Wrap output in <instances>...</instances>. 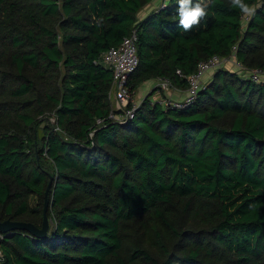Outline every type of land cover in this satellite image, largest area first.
I'll use <instances>...</instances> for the list:
<instances>
[{"label": "trees", "instance_id": "obj_1", "mask_svg": "<svg viewBox=\"0 0 264 264\" xmlns=\"http://www.w3.org/2000/svg\"><path fill=\"white\" fill-rule=\"evenodd\" d=\"M151 1L0 0V214L11 217L0 220L41 228L50 181L56 214L46 239L0 234V264H264V80L219 69L190 106L153 102L156 90L119 123L102 59L137 31L132 95L159 79L185 90L214 56L264 71V0H245L253 17L210 0L190 32L178 27L177 0L139 19ZM46 115L54 123L39 135ZM178 207L202 229L177 230ZM143 218L174 236L163 261L142 248L120 257L124 225Z\"/></svg>", "mask_w": 264, "mask_h": 264}, {"label": "rangeland", "instance_id": "obj_2", "mask_svg": "<svg viewBox=\"0 0 264 264\" xmlns=\"http://www.w3.org/2000/svg\"><path fill=\"white\" fill-rule=\"evenodd\" d=\"M229 68L232 71H235L239 74H242L246 78H249L250 74L256 70H259L258 68H247L243 65H239L237 58L235 56H232L231 58H228L227 61ZM227 64V63H225ZM248 66V65H247ZM230 70V71H231ZM216 70H211L209 71L204 80L203 84L206 86L209 84L214 76ZM264 80V77L262 78ZM143 85V84H142ZM142 85L136 90V92L132 95V100L129 103L130 106L133 107H140L144 101L145 98H148L153 91L160 90L161 92L163 90L160 89V81H156L155 83H147L145 89H142ZM154 86V90L151 92V87ZM184 90V89H183ZM164 93V91H163ZM171 93L179 94L176 91H171L168 95ZM186 96V94H185ZM169 97V96H168ZM171 98V97H170ZM158 99H161V101H165V98L162 97L159 94H155L151 101L157 102ZM165 107V105H164ZM113 108L115 109L114 111H119L121 109H124V105H119L118 103L113 102ZM118 118L119 123H123L126 120L123 117V114L119 112V115L116 114ZM49 115H46L44 117H40L42 120H40L39 127H38V132L39 135H42V129L47 123L53 124L54 120L52 118H48ZM48 118V120H47ZM234 120V115H229L226 119H224L221 122V125L224 124V126L229 127ZM43 166H45L47 169H53V166L50 164L49 160L46 158H42L40 161ZM74 203H85L81 198H77L73 201ZM28 203L30 208L35 209L37 211L42 212L43 208V202L35 197L32 196L28 199ZM0 213H3V210H0ZM1 215V214H0ZM1 218H11L7 217L6 215H1ZM29 216H24L20 220H26L28 219ZM170 222L173 224V226L179 230H201L202 226L197 225L195 223L193 217L187 213L184 212L183 207H178L175 208L172 213L169 215ZM39 218V217H38ZM50 218H51V228L55 225V218L56 214L53 213L52 210H50ZM123 235V242H124V248L123 251L120 253V257L124 260H128L129 256L131 253L138 248L145 249L149 251L152 256H154L156 259L163 261L166 259V251H172V246L171 243L174 241V236L169 228H167L165 225L162 224L160 220L154 219V218H143L137 223H131V224H126L123 227L122 231ZM203 258L205 259V256L203 255ZM111 264H118L117 260H111ZM129 264V263H127ZM213 264H218L217 262H213Z\"/></svg>", "mask_w": 264, "mask_h": 264}, {"label": "built area", "instance_id": "obj_3", "mask_svg": "<svg viewBox=\"0 0 264 264\" xmlns=\"http://www.w3.org/2000/svg\"><path fill=\"white\" fill-rule=\"evenodd\" d=\"M168 1V0H167ZM164 7L162 6L161 9ZM247 20V18H245ZM103 63L108 66L113 71V84L111 91L109 93V99L119 105H124L125 108L117 110L116 112H123V117L125 120H129L134 117L135 107L132 109H127L129 103L132 100V93L130 91L128 81L130 76L135 72L139 65V55H138V34L137 31L124 38L121 45L116 48L110 49L106 52L103 57ZM227 59H222L218 56L211 57L203 62H201L195 73L187 77L188 87L186 89V97L182 101H174L169 97L165 98L163 101L165 107L174 108H184L185 106H190L196 100L199 92L204 88L203 80L206 74L214 69H220L222 64L226 62ZM179 73V72H178ZM264 77V71L256 70L250 74V79L254 82L262 81ZM160 89L164 91L165 94H169L171 91H177L178 88L172 86L171 82L166 79H159ZM162 91V92H163ZM118 118L116 113L112 112L110 119L117 122ZM98 125H102L103 121L98 120ZM55 130L59 131L58 128ZM3 254L0 250V262L2 261Z\"/></svg>", "mask_w": 264, "mask_h": 264}, {"label": "clouds", "instance_id": "obj_4", "mask_svg": "<svg viewBox=\"0 0 264 264\" xmlns=\"http://www.w3.org/2000/svg\"><path fill=\"white\" fill-rule=\"evenodd\" d=\"M233 8L238 9L243 16L253 17L256 8L245 2V0H230ZM210 0H177L176 14L178 16V27L185 32H190L198 27L201 21L209 14ZM167 7V0L162 5Z\"/></svg>", "mask_w": 264, "mask_h": 264}, {"label": "water", "instance_id": "obj_5", "mask_svg": "<svg viewBox=\"0 0 264 264\" xmlns=\"http://www.w3.org/2000/svg\"><path fill=\"white\" fill-rule=\"evenodd\" d=\"M51 185H52V181H50L45 193L43 224L41 228L35 226L32 223L23 222V221L0 220V234H8L13 232H26L36 239H46L48 237L51 228V221L48 217L49 192L51 189Z\"/></svg>", "mask_w": 264, "mask_h": 264}, {"label": "crops", "instance_id": "obj_6", "mask_svg": "<svg viewBox=\"0 0 264 264\" xmlns=\"http://www.w3.org/2000/svg\"><path fill=\"white\" fill-rule=\"evenodd\" d=\"M165 2V0H152L150 3H148L141 11H140V13L138 14V18L139 19H144V18H146V17H148L150 14H152V13H156L159 9H161V7H162V5H163V3ZM167 3H168V1H167ZM225 63H227V64H225ZM220 69H226V70H231L230 68H229V65H228V62H224L223 64H222V66H221V68ZM216 70V69H215ZM217 70H219V69H217ZM216 70V71H217ZM215 71V72H216ZM232 71V70H231ZM157 80H154V81H151V82H146V83H144L143 85H142V87H144V88H142V89H145V90H147L146 88H145V86H146V84L147 83H155ZM151 92L154 90V86H152L151 87ZM176 92H178L179 94H175V93H171L170 95H168V94H165V93H163V92H161L159 89L157 90V94H159V95H161L162 97H164V98H166V97H168L169 96V98L171 97V99L172 100H174V101H182V100H184L185 99V94H186V89L185 90H183V89H177V91ZM156 94V95H157ZM157 102L158 103H163V101H161V99H158L157 100Z\"/></svg>", "mask_w": 264, "mask_h": 264}]
</instances>
